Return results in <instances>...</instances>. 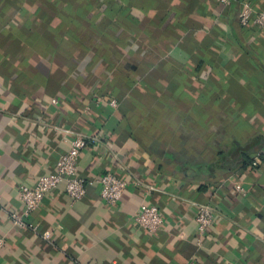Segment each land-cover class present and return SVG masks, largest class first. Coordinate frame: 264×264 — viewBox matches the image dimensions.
I'll return each mask as SVG.
<instances>
[{
	"label": "crops",
	"instance_id": "obj_1",
	"mask_svg": "<svg viewBox=\"0 0 264 264\" xmlns=\"http://www.w3.org/2000/svg\"><path fill=\"white\" fill-rule=\"evenodd\" d=\"M262 12L264 0H0V264H264ZM76 135L97 141L79 160L87 195L62 185L32 214L36 232L14 226L20 186L55 173ZM107 173L140 185L107 205ZM142 204L163 214L158 233L134 223ZM200 205L218 214L205 237Z\"/></svg>",
	"mask_w": 264,
	"mask_h": 264
},
{
	"label": "built area",
	"instance_id": "obj_2",
	"mask_svg": "<svg viewBox=\"0 0 264 264\" xmlns=\"http://www.w3.org/2000/svg\"><path fill=\"white\" fill-rule=\"evenodd\" d=\"M220 4L229 5L231 0H215ZM252 10L248 7L243 15L242 23L247 25L251 17ZM254 23L264 29V12L254 18ZM115 106V103H111ZM96 143L95 138H88L84 135H76L70 141V147L67 152L61 155L57 164L56 172L39 177L35 185L29 187L22 185L19 188V200L23 208L20 212L11 211L8 213L9 219L16 227H30L37 231V227L30 224V218L37 210L44 198L52 191L64 185L65 192L69 198L74 201H80L87 195V182L79 176V160L82 151L88 143ZM256 164V163H255ZM97 182L101 186V199L111 206L117 205L123 198L125 191L131 184L139 186V181H128L118 176L107 173L101 176ZM240 189V187H238ZM217 210L211 205H200L198 207L195 221L198 226V234L205 237L212 231L217 217ZM134 223L139 228L146 230L150 234L158 233L164 225V217L160 210L153 205L142 204L133 217ZM44 238L49 237V233L43 234ZM5 247V238L0 235V252Z\"/></svg>",
	"mask_w": 264,
	"mask_h": 264
},
{
	"label": "trees",
	"instance_id": "obj_3",
	"mask_svg": "<svg viewBox=\"0 0 264 264\" xmlns=\"http://www.w3.org/2000/svg\"><path fill=\"white\" fill-rule=\"evenodd\" d=\"M241 155H242V159H241V160H242V163H243L244 165L248 166V165H251V164H252L253 161H250V159H248V157H247L248 155H247L246 152H243V151H242V154H241ZM212 167H213V166H212Z\"/></svg>",
	"mask_w": 264,
	"mask_h": 264
},
{
	"label": "rangeland",
	"instance_id": "obj_4",
	"mask_svg": "<svg viewBox=\"0 0 264 264\" xmlns=\"http://www.w3.org/2000/svg\"><path fill=\"white\" fill-rule=\"evenodd\" d=\"M178 111H180V110H178ZM208 123H206V125H207ZM209 125V124H208Z\"/></svg>",
	"mask_w": 264,
	"mask_h": 264
}]
</instances>
